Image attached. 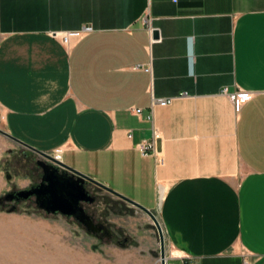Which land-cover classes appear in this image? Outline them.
I'll list each match as a JSON object with an SVG mask.
<instances>
[{
	"label": "crops",
	"instance_id": "0c3cea01",
	"mask_svg": "<svg viewBox=\"0 0 264 264\" xmlns=\"http://www.w3.org/2000/svg\"><path fill=\"white\" fill-rule=\"evenodd\" d=\"M0 119L156 211L169 263L264 264V0H0Z\"/></svg>",
	"mask_w": 264,
	"mask_h": 264
},
{
	"label": "rangeland",
	"instance_id": "374dc122",
	"mask_svg": "<svg viewBox=\"0 0 264 264\" xmlns=\"http://www.w3.org/2000/svg\"><path fill=\"white\" fill-rule=\"evenodd\" d=\"M1 122L2 119L0 128L5 131ZM3 131L0 130V264H159L158 231L150 217L106 189L89 185L96 202L85 206L97 221L112 229L110 238L88 232L75 218L47 214L34 199L3 201L1 198L12 190L42 179L43 168L37 160L44 159ZM152 212L160 225L157 212Z\"/></svg>",
	"mask_w": 264,
	"mask_h": 264
},
{
	"label": "water",
	"instance_id": "95a60500",
	"mask_svg": "<svg viewBox=\"0 0 264 264\" xmlns=\"http://www.w3.org/2000/svg\"><path fill=\"white\" fill-rule=\"evenodd\" d=\"M152 37L157 38V30H152ZM1 131H3L0 128ZM6 136L18 141L21 145L27 146L28 149L38 152L44 159H38L37 163L43 168L42 179L32 186H26L23 189L12 190L5 197L1 199L17 202L25 201L26 199H34L35 203L41 207L47 214L55 213L67 215L70 218H75L77 221L82 222V225L88 230L93 232L97 237L110 238L113 235L112 229L107 227L103 222L96 220L95 215L89 213L85 203H92L96 200V196L90 188L89 184L104 188L108 192L118 195L122 200L132 203L134 206L144 210L152 220L153 225L157 227V236L159 238V264H164L166 257L165 239L163 238V231L158 225L157 218L154 213L145 207V204L133 200L131 197L121 193L119 190L110 187L106 182L94 178L93 175H87L80 171L77 167L70 166L63 160L54 155L52 152L41 151L40 149L32 148L26 142L18 140L6 131ZM96 202V201H95Z\"/></svg>",
	"mask_w": 264,
	"mask_h": 264
},
{
	"label": "built area",
	"instance_id": "2783aa9c",
	"mask_svg": "<svg viewBox=\"0 0 264 264\" xmlns=\"http://www.w3.org/2000/svg\"><path fill=\"white\" fill-rule=\"evenodd\" d=\"M85 30H88V31H91L92 30V27H85L84 28ZM55 35L57 36H61L62 39H63V43L67 46H70L71 45V42L73 41V38H72V33L71 31H66V32H62V31H57L55 32ZM220 92L222 94H225L227 95L228 97H230V99L232 100V103L234 104H237V103H240L242 102L243 100H248L252 97L253 95V92L251 91H244L243 89L242 90H236L234 92H227L226 91V88H222L220 90ZM157 104L159 105H164V103H169L170 102V99H167V97H164V98H158L155 100ZM136 113H141L142 111V108L138 107L135 109ZM129 135H131L129 133ZM132 136V135H131ZM154 140H151V141H140V144H138V147L141 149V152L144 156H148V155H152L155 151V147H154V144H153ZM164 264H172V263H169L167 260H165V263Z\"/></svg>",
	"mask_w": 264,
	"mask_h": 264
},
{
	"label": "flooded vegetation",
	"instance_id": "af4514ba",
	"mask_svg": "<svg viewBox=\"0 0 264 264\" xmlns=\"http://www.w3.org/2000/svg\"><path fill=\"white\" fill-rule=\"evenodd\" d=\"M39 182V181H38ZM37 184V183H36Z\"/></svg>",
	"mask_w": 264,
	"mask_h": 264
}]
</instances>
